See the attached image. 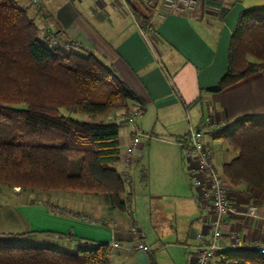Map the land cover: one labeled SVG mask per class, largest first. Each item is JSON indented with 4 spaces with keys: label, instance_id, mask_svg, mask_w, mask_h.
<instances>
[{
    "label": "trees",
    "instance_id": "trees-1",
    "mask_svg": "<svg viewBox=\"0 0 264 264\" xmlns=\"http://www.w3.org/2000/svg\"><path fill=\"white\" fill-rule=\"evenodd\" d=\"M130 1L135 19L146 30L156 2L138 9ZM39 32L27 8L0 0V184L38 195L97 196L111 211L125 212L133 193L116 168L122 159L119 125L82 121L70 114L126 116L132 104L143 106L144 101L113 65L64 30L45 31L42 38ZM255 73L264 75V6L239 14L230 35L226 71L207 92L220 93ZM218 136L235 153L221 170L228 192L241 193L252 205L263 207L264 117H245ZM41 233H1L0 239L18 243L0 245V264L110 263L112 247L107 243L93 242L91 248L72 253L33 244ZM214 260L264 264V256L251 250H223Z\"/></svg>",
    "mask_w": 264,
    "mask_h": 264
},
{
    "label": "crops",
    "instance_id": "crops-1",
    "mask_svg": "<svg viewBox=\"0 0 264 264\" xmlns=\"http://www.w3.org/2000/svg\"><path fill=\"white\" fill-rule=\"evenodd\" d=\"M14 1L24 4L27 0ZM130 2L141 9L140 6L147 5L148 0ZM153 2H156L155 7L148 21L152 29L144 31L135 19L128 0H64L53 13L55 17L41 3L37 9L43 8L42 11L45 10L55 21L42 23L46 31L64 30L85 47L97 51L100 54L98 57L107 64L113 65L119 77L143 99L142 118L143 113L150 114L153 107L157 115L164 114L166 121L172 119L170 122L173 123L163 125L168 138L154 133L155 125L151 129L145 125L147 130H151L154 140L174 146L184 153L182 143L187 138L191 121L186 127L182 115L188 114L190 109L194 111L193 107L198 104H207L209 115L206 118L202 116L200 121L211 131L215 143L219 144L217 153H220L219 158L224 164L235 153L221 146L218 135L241 116L264 112V75L252 74L220 93H209L207 90L214 88L226 71L230 35L239 14L245 9L264 6V0H198L193 9L183 12L165 9L162 0ZM86 4L89 5L83 7ZM157 11H162L165 17H157ZM100 20L115 31L111 38L104 39L98 34L96 28ZM199 98L202 99L200 103L189 106ZM137 106H132V113L141 107ZM118 116L121 119L127 117L122 113ZM192 118L193 122L197 119L196 116ZM119 140L121 149L132 144L121 133ZM217 153L214 151V161L218 165ZM161 165L162 162L158 166ZM119 166L121 163L117 164ZM191 190L194 203L202 211L201 217L193 206V200L185 196V202L178 212L175 208L171 211L168 207H158L155 220L163 224L170 222L161 233L165 239L157 237V240L163 248L173 247L183 254L185 264H195L193 247L199 243L197 235L210 232L206 224L209 218L204 212L199 193L193 186ZM152 195L154 200H162L159 194ZM229 197L234 213L224 219L222 242L229 245L232 242L231 233L237 232L244 242L264 244V206L258 207L256 216L248 217L240 213L252 205L250 200L233 191L229 192ZM48 201L52 202V199L39 198L34 201L31 197L28 201L22 200L20 207L14 208L22 222L21 232H43L36 239H47L55 248L66 251L91 248L93 242L107 243L112 247L109 264H151L150 254L157 264L152 243L143 235V231L126 225L125 219L118 212L111 211L101 197L76 193L67 196L62 192L52 204L44 203ZM2 209L0 205V211ZM5 213L15 214L14 211ZM179 215L181 223L178 222ZM2 221L0 218V234L6 233ZM199 221L202 226H198ZM158 222L155 227L160 228ZM69 233L74 236L72 239L64 237ZM137 242L147 244L150 251L135 250ZM113 244L118 247H113Z\"/></svg>",
    "mask_w": 264,
    "mask_h": 264
},
{
    "label": "rangeland",
    "instance_id": "rangeland-1",
    "mask_svg": "<svg viewBox=\"0 0 264 264\" xmlns=\"http://www.w3.org/2000/svg\"><path fill=\"white\" fill-rule=\"evenodd\" d=\"M39 1V2H36ZM35 2H32V0H27L24 2V4H21L19 1L17 2L20 6L27 8L28 14L35 19L40 32L39 37L42 38L43 33L46 31L45 28H43L42 23L45 21H49L50 23H54L55 21L52 19L51 16L47 14L45 10L42 11L43 8L37 9V7L41 3L42 5L46 6V9L49 11V14L55 13V10L58 8L59 4H61L64 0H36ZM89 4L84 5L83 7H87ZM79 9H82L81 6L78 5ZM51 14V15H52ZM47 16V17H45ZM55 17V15L53 14ZM45 18V19H44ZM100 18V17H99ZM103 19V18H100ZM107 22V21H106ZM107 24H103L102 20L99 21V26L96 28L98 34L104 38L108 39L111 38L115 31H112V27L109 25L107 27ZM56 32V31H53ZM87 48V47H86ZM89 51H92L91 49L87 48ZM97 56H100V54L96 51H92ZM258 88V86H255L254 88ZM233 99H236V96H233ZM136 105V104H132ZM141 106V105H138ZM137 106V107H138ZM241 107V106H240ZM240 107L237 109L239 110ZM141 111H143L142 106L139 107ZM194 108V111H191L188 114L183 113L182 119H184L185 126H188V121H191L190 125L192 124V128L194 129H200L204 132L205 140L207 142H210L211 147L214 149V151L217 153V145L215 141L216 139L213 138V135L211 134V131H209L208 127L201 124L202 116L205 118L209 115V107L205 103H201L196 105ZM156 109L151 107L150 114H144V117L142 118V115L135 116L133 121L130 120L129 116L121 119L120 116L117 117L118 113H113L108 116L104 117H98V118H90L89 116L82 115V114H70L72 117L87 121V122H99V120H102L100 122L102 123H116L119 125V133H121L125 140L132 142L133 133L139 134V138L141 142L139 143V146L136 148L133 159L134 163H132V166L129 167L126 165L125 162V149H122L121 152V166L116 168L121 173L123 180L125 181L126 188L131 190L133 193V200L132 204L127 207V210L125 212H118L119 216H122L125 221L126 225L134 226L135 229L143 231V235H146L147 240L152 243V249L153 253L155 254V258L157 261V264H185V258L183 254L177 252L176 249L173 247H167L163 248V245L160 244V241L157 240V237H160V239L164 240L165 238L161 233L162 231H165V229L168 226V223L163 224L161 222H158V225H161L159 227H155L156 216L159 213L157 211L158 207L164 208L168 207L171 211L172 208H175L177 212L179 211V208L182 203L185 202V196H188L193 200L194 198L192 196V181L190 180V177L188 176V173L186 170L188 169V165L183 158V153H181V150L178 148H175L171 145L163 144L159 141L154 140L152 137L154 135L151 133V130H147L145 128V125L147 128L151 129L153 125H155L154 133L158 134L159 137H167L166 134H164L163 125L167 122H170L172 119L169 118L168 121H166L165 116L163 113H160L159 115L156 114ZM68 114V112H66ZM134 113V112H133ZM197 117L196 121L193 122L192 117ZM245 116H241L238 120H236L232 125L226 127L224 129L225 132L227 129L229 130L235 123L241 121ZM247 117H264V112L260 115H250ZM99 122V123H100ZM173 123V122H170ZM153 135V136H152ZM220 139V138H219ZM174 141V140H173ZM219 143L222 147L225 146L223 141L220 139ZM132 145V144H131ZM125 147V146H124ZM178 153V154H177ZM178 155H179V164H178ZM216 157H220V153L216 154ZM222 159L219 158L218 163V170H222ZM162 162L161 166H158L159 163ZM124 164V165H123ZM181 167V168H180ZM182 169V170H181ZM183 172V173H182ZM124 175L128 176L130 179V182L126 181L124 178ZM38 193V192H35ZM35 193H28V192H22L17 188H10L6 185L0 184V205H2V210L0 211V218L3 223V230L7 233H22V225H21V219L19 214L15 211L16 206H21V201L26 200L28 201L33 198L34 201H38L42 199H52V202H55V197L58 194H61L62 192H49L41 194H35ZM65 195H72L73 193H64ZM81 194V193H76ZM152 194H159L162 197V200H154ZM90 196V195H89ZM152 196V198H151ZM39 197V198H38ZM94 197V196H92ZM8 203H5V202ZM43 203V201H41ZM52 202L48 203L52 204ZM5 203V204H4ZM46 203V202H44ZM195 204V203H194ZM195 206V210L198 215L201 217L202 211L198 208V205ZM20 210V208L18 209ZM14 211L15 214L8 215L5 212ZM167 212V211H166ZM180 213V212H179ZM185 213V212H184ZM179 223L180 221V215H179ZM183 218V217H182ZM158 219V218H157ZM202 219V218H201ZM157 225V224H156ZM165 225V227H164ZM201 225V221H199L198 226ZM185 226V225H184ZM202 226V225H201ZM183 229H185L183 227ZM15 230V232H12ZM165 234V233H163ZM167 235V234H165ZM165 237H169L168 235ZM167 239V238H166ZM11 242L18 243V241H13L12 239H8L7 237L0 239V245H10ZM22 242L21 244H23ZM33 244L37 245H45L47 247H54V245L49 242L47 239H41L38 238L32 242ZM174 250L176 252H174ZM66 251V250H65ZM68 251V250H67ZM77 250L69 251L72 253H76Z\"/></svg>",
    "mask_w": 264,
    "mask_h": 264
},
{
    "label": "built area",
    "instance_id": "built-area-1",
    "mask_svg": "<svg viewBox=\"0 0 264 264\" xmlns=\"http://www.w3.org/2000/svg\"><path fill=\"white\" fill-rule=\"evenodd\" d=\"M36 0H32L35 2ZM198 0H162V5L167 10L186 11L194 8ZM149 6L154 4L153 0H148ZM159 18H164L165 14L162 11L155 12ZM147 29H152L148 24ZM144 31V30H143ZM141 109L129 116L133 121L134 117L140 116ZM204 132L200 129H194L190 125V129L186 140L182 143L183 158L188 165V176L192 181L193 188L198 191L199 199L202 202V207L206 216L209 218L206 224L209 225V234L201 233L197 235L199 241L193 248L195 250V264H212L213 260L220 251L223 250H251L264 256L263 243H247L237 232H232V242L225 245L222 242V226L224 219L234 210L231 206L228 183L218 166L214 161V150L210 142L205 140ZM141 142L139 134H134L132 145L125 149V162L131 167L134 163L133 154ZM123 164V165H124ZM126 181L130 182L128 176L124 175ZM258 207L251 205L247 211L240 213L248 217L256 216ZM207 236V237H206ZM113 247L118 245L113 244ZM135 250L149 252L150 248L143 242H137L134 246Z\"/></svg>",
    "mask_w": 264,
    "mask_h": 264
}]
</instances>
